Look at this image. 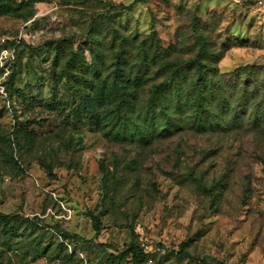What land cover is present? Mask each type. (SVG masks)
Wrapping results in <instances>:
<instances>
[{"label": "rangeland", "instance_id": "rangeland-1", "mask_svg": "<svg viewBox=\"0 0 264 264\" xmlns=\"http://www.w3.org/2000/svg\"><path fill=\"white\" fill-rule=\"evenodd\" d=\"M203 258L264 264V0H0V264Z\"/></svg>", "mask_w": 264, "mask_h": 264}, {"label": "trees", "instance_id": "trees-1", "mask_svg": "<svg viewBox=\"0 0 264 264\" xmlns=\"http://www.w3.org/2000/svg\"><path fill=\"white\" fill-rule=\"evenodd\" d=\"M161 49H162V52H164L165 54H169L170 52L169 49H166V48L163 49L162 47ZM192 67L197 72V75H198L197 81L191 84L192 85V90H191L192 95H190L195 102L194 108H195V111L197 112V119L195 123L199 127H204V123L208 121V119H206V115H207L206 112L211 102L210 98L212 95V84L209 82L208 77L204 76V73L207 70V67L202 62L200 61L194 62V65ZM115 78L116 80H119L118 86L121 88V91H122L120 92L121 99L118 101L117 106H116L117 112L120 113L122 107H124L127 103V98L125 95L126 92L129 91V88L131 87L130 85L135 84L137 80L129 78V77L124 78L123 71H119V74ZM170 81H172V79L159 84L157 87L156 94L161 95L162 93H164L165 88L170 83ZM128 251L129 253H131L133 259L137 262H144L146 260L148 261V259L151 258L149 256V252H146L144 249H141L136 244H131L128 247ZM207 259L215 261L217 264H223L222 262L216 259H213V258H203L200 260L204 261Z\"/></svg>", "mask_w": 264, "mask_h": 264}]
</instances>
